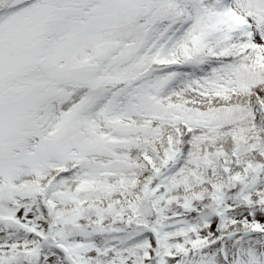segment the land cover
Wrapping results in <instances>:
<instances>
[{
  "label": "snow or ice",
  "instance_id": "obj_1",
  "mask_svg": "<svg viewBox=\"0 0 264 264\" xmlns=\"http://www.w3.org/2000/svg\"><path fill=\"white\" fill-rule=\"evenodd\" d=\"M0 264H264V0H0Z\"/></svg>",
  "mask_w": 264,
  "mask_h": 264
}]
</instances>
